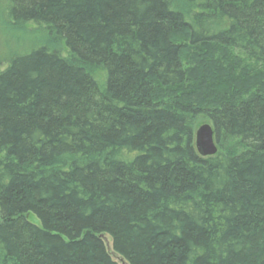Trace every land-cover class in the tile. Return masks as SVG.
Returning a JSON list of instances; mask_svg holds the SVG:
<instances>
[{
  "label": "trees",
  "instance_id": "trees-1",
  "mask_svg": "<svg viewBox=\"0 0 264 264\" xmlns=\"http://www.w3.org/2000/svg\"><path fill=\"white\" fill-rule=\"evenodd\" d=\"M3 1L0 264H264V0Z\"/></svg>",
  "mask_w": 264,
  "mask_h": 264
},
{
  "label": "rangeland",
  "instance_id": "rangeland-1",
  "mask_svg": "<svg viewBox=\"0 0 264 264\" xmlns=\"http://www.w3.org/2000/svg\"><path fill=\"white\" fill-rule=\"evenodd\" d=\"M6 5L7 3L5 1L0 2V70L4 68L6 61L26 55L37 46L45 44L46 39H49L46 33L41 34L37 27L32 25H21L11 28L8 25ZM193 70L197 71V75H195L196 78L198 75L203 74V72L201 73L198 71L197 63L195 62L192 63L190 72L192 73ZM196 87L197 83L194 84V88ZM203 124L209 123L205 120H201L198 121L197 127ZM28 220L34 225H39V221L33 215H30ZM113 260L117 264H125L117 257H113Z\"/></svg>",
  "mask_w": 264,
  "mask_h": 264
},
{
  "label": "water",
  "instance_id": "water-1",
  "mask_svg": "<svg viewBox=\"0 0 264 264\" xmlns=\"http://www.w3.org/2000/svg\"><path fill=\"white\" fill-rule=\"evenodd\" d=\"M195 149L200 157H212L217 152V147L214 141L213 130L208 124H203L195 132ZM104 237V236H103ZM107 249L109 243L104 238Z\"/></svg>",
  "mask_w": 264,
  "mask_h": 264
}]
</instances>
